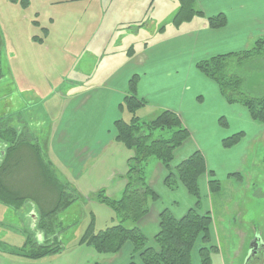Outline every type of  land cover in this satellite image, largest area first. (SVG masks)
<instances>
[{"label": "rangeland", "instance_id": "1", "mask_svg": "<svg viewBox=\"0 0 264 264\" xmlns=\"http://www.w3.org/2000/svg\"><path fill=\"white\" fill-rule=\"evenodd\" d=\"M181 2L182 0H0V119H10L8 126L22 132V140L36 142L40 148L44 146L45 151L51 128L54 124L58 125L62 116L68 115L70 111L67 97L71 95L62 97L70 87L66 83L78 82L94 88L113 70V64L124 62L126 56L123 58L121 52L133 43L140 47L145 41L154 42L159 39L156 35L160 30L166 36L177 34L181 26L183 30H191L199 17L182 18L177 26L173 23V14L178 12ZM102 14L106 16L103 22ZM137 30H140V34L135 38ZM152 30L155 31V37L150 34ZM253 44L254 41L249 48ZM83 60L86 64H82ZM75 65L84 67V73L74 68ZM227 74L237 75L242 79L244 94L253 97L264 95V56L252 58L241 66L232 62ZM90 107L94 108V104L90 103L88 109ZM160 111L161 109L157 111L153 107H145L137 116L151 121ZM130 116L131 113L124 106L123 120L126 123ZM78 119L73 121H79ZM97 122L100 126V118ZM183 125L186 127L184 123ZM108 126L105 120L103 129L106 130ZM187 130L191 132L189 128ZM98 133L94 134L95 138H101ZM170 134L171 132L154 133L164 138ZM107 135L105 133L102 137L106 139ZM84 138H87L85 141L91 139L88 134ZM190 138H193L192 132ZM241 138L228 148H224V140L221 141L222 148L226 150L223 152L234 148ZM3 151L4 148L0 149V152ZM210 156L219 165V172L229 168L219 162L222 155L212 153L210 149ZM43 157L48 161L46 154ZM111 157L107 155L105 159L119 164L116 153L112 152ZM31 160L28 159L24 168L19 170L15 181L27 191L32 189L30 194L40 189L44 197L34 198L37 205L33 200H27L20 211L0 205V264H97L102 255L85 245H79V240L94 220L95 232L115 225V218L113 224L109 221V215L111 218L114 216L113 212L106 206H98V202L92 197H80V200L56 216L55 235H51L52 231L45 234L37 229L35 222L41 209L39 205L47 206L54 202L55 192L48 190L45 184L40 186L43 174L35 161ZM154 163L155 160L149 161L147 172ZM242 168L243 171L238 174L215 180L218 182V190L206 197L207 202L211 200L209 203L213 227L211 245L214 250L209 255L210 264H244L245 259L246 262L253 261L258 251L256 244H264L263 142L258 140L252 143ZM100 184H104L108 192L114 194L119 181L112 185L108 182L90 181L82 183V186L87 188ZM70 186L75 189L74 185ZM79 186L77 183L78 190ZM156 191L161 194L158 187ZM115 196V199L120 198V194ZM40 198L43 203L38 202ZM177 199L181 200L179 196ZM203 201L202 199V207ZM164 203L167 206L166 196ZM29 236L33 242L43 245L50 244L52 240L63 251L39 260L24 258L19 253L16 255V250L23 247ZM192 264H199L195 255H192Z\"/></svg>", "mask_w": 264, "mask_h": 264}, {"label": "crops", "instance_id": "2", "mask_svg": "<svg viewBox=\"0 0 264 264\" xmlns=\"http://www.w3.org/2000/svg\"><path fill=\"white\" fill-rule=\"evenodd\" d=\"M194 8L201 16L191 30H183L181 26L178 28L181 29L180 32L172 36H166L160 30L156 35L159 39L154 42L145 41L140 47L133 43L121 52L123 58L126 56L124 62L113 64V70L96 87L90 88L91 86L78 82L66 83L70 87L68 93H64L62 97L71 95L67 97L70 111L68 115L62 116L58 125L54 124L51 128L46 141L47 149L43 151L44 146L41 148L43 162L50 163L53 176L62 184L74 185L73 190L80 197L89 199L93 194L104 191L107 197L115 199V195L120 194L121 197L123 194L125 181L122 178L130 153L115 141L113 124L118 120L124 121L123 102L131 80L136 78L135 96L145 103L136 111V116L145 107H153L157 111L161 109L160 113L165 110L176 113L185 128L192 132L193 138L175 150L173 166L199 152L204 157L207 171L212 174L201 178V196L198 201L174 180H169L168 183L175 184V188H167L168 173L157 161L148 172L146 171L148 186L157 195V201H149V212L137 226L149 245L153 244V239L159 231V216L164 211H168L176 219L182 218L193 209L210 215L209 202L212 197L209 202L206 201L207 195L212 193V190H209V181H219V177L225 179L231 174L242 172L252 143L259 140L264 144V126L254 123L243 107L228 104L218 86L196 68L198 63L213 57L243 53L249 49L252 41L262 37L264 0H194ZM219 15L225 17L226 24L218 29L209 28L207 19ZM105 19L106 16L102 14V22ZM139 34L140 30H137L135 38H138ZM150 34L155 37V31L152 30ZM45 48L49 51L48 47ZM82 64H86L85 60ZM75 66L79 72L84 73V67ZM90 103L94 104V108L88 109ZM137 117L142 120V117ZM76 118H79V121H73ZM105 120L109 124L106 130L103 129ZM96 132L101 134V138H95ZM105 133L108 134L106 139L102 137ZM87 134L91 142L85 141ZM235 134H241L240 142L230 151L223 152L226 150L222 148L221 141ZM210 149L212 153L222 155L219 162L223 166L228 165V169L219 172V165L212 160ZM112 152L118 155L119 164H115L114 160L113 164L112 160L109 162L108 158L105 159L107 155L111 157ZM43 154H46L48 161L44 160ZM90 181L108 182L111 185L119 181V184L116 192L111 194L104 184L87 188L82 186V183ZM77 183L80 185L79 190ZM157 187L161 194L156 191ZM219 193L220 191L214 196ZM165 196L168 198L167 206L164 203ZM177 196L181 200H178ZM109 218L113 224L114 216L111 218L109 215ZM95 223L94 220L93 225ZM212 233L211 225L210 246L213 243ZM132 253L131 245L126 244L117 254L99 257L97 263L129 264ZM91 256L94 255L91 253ZM246 260L244 264H264V259L255 263Z\"/></svg>", "mask_w": 264, "mask_h": 264}, {"label": "trees", "instance_id": "3", "mask_svg": "<svg viewBox=\"0 0 264 264\" xmlns=\"http://www.w3.org/2000/svg\"><path fill=\"white\" fill-rule=\"evenodd\" d=\"M199 16L201 13L194 8V0H182L173 23L177 26L182 18ZM207 23L209 28L218 29L223 27L226 21L224 16L219 15L208 18ZM261 56H264V35L257 38L253 46L243 53L213 57L198 63L196 68L218 86L223 99L228 104L243 107L254 123L263 125L264 95L253 97L244 94L242 79L237 75L227 74L230 63L241 66L248 60ZM135 86L136 78H133L123 102V106L132 115L131 119L127 123L118 120L113 124L115 141L130 153L123 176L125 181L123 194L119 199H111L103 191L92 195L99 204L113 212L116 224L95 232L91 223L80 238L79 245H85L105 258L117 254L129 244L133 249L129 264H192V255L197 256L199 264H210L209 255L214 247L208 245L212 225L209 214H201L193 209L182 218L176 219L168 211L162 212L159 216V231L152 245L147 243L137 226V223L149 212V201H157V195L150 189L146 179V168L150 160L157 161L167 171V188H175V184L168 183L169 180H174L198 201L201 196L200 180L212 173L207 171L204 157L199 152L173 166L175 150L189 139L190 133L180 117L168 110L162 111L151 121L140 120L136 116V111L145 103L135 96ZM9 120L0 119V149L4 148V151L0 152V158H3L0 161V205L20 211L27 200H33L35 203L36 196L44 197L40 189L30 194L32 189L27 191L15 181L19 170L24 168L23 165L28 159H32L31 161H35L40 173L43 174L40 186L45 184L48 190L55 192L54 202L47 206L39 205L41 209L35 227L45 234L52 231L51 235H55L58 213L82 197L80 198L69 185L57 181L51 166L43 162L40 146L27 139L22 140V132L9 127ZM155 132H171V134L164 138L161 135H154ZM240 137L241 134H236L226 138L223 147L233 146ZM208 184L212 193L218 190V182L215 180L209 181ZM40 199L38 202L43 203V199ZM49 243L47 245L35 243L29 236L23 247L15 253L21 254L24 258L39 260L63 251L62 247L54 244L52 240Z\"/></svg>", "mask_w": 264, "mask_h": 264}, {"label": "flooded vegetation", "instance_id": "4", "mask_svg": "<svg viewBox=\"0 0 264 264\" xmlns=\"http://www.w3.org/2000/svg\"><path fill=\"white\" fill-rule=\"evenodd\" d=\"M256 245L258 251L257 254L254 256V260L252 261V263L259 262V259H264V245L261 242H258V244ZM252 254L254 255V252Z\"/></svg>", "mask_w": 264, "mask_h": 264}]
</instances>
